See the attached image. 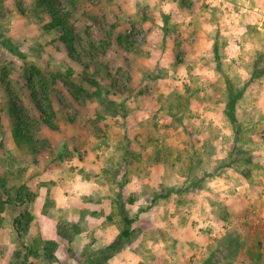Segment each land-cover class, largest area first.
<instances>
[{
    "label": "rangeland",
    "instance_id": "rangeland-1",
    "mask_svg": "<svg viewBox=\"0 0 264 264\" xmlns=\"http://www.w3.org/2000/svg\"><path fill=\"white\" fill-rule=\"evenodd\" d=\"M54 1L79 61L40 0H0V178L32 193L2 206L0 264H264V0Z\"/></svg>",
    "mask_w": 264,
    "mask_h": 264
},
{
    "label": "trees",
    "instance_id": "trees-1",
    "mask_svg": "<svg viewBox=\"0 0 264 264\" xmlns=\"http://www.w3.org/2000/svg\"><path fill=\"white\" fill-rule=\"evenodd\" d=\"M41 4L43 6V13L47 16L48 21L44 24V28L47 31H53L58 30L61 32V35L59 36V40L65 45L69 57L73 60L79 61L80 58L77 57V55L80 53L79 47L81 46L80 42L82 39L80 37H76V35L73 32V28L70 25V18L71 13L64 8L59 7L54 0H40ZM46 18V17H45ZM94 47V45H93ZM127 48V47H125ZM129 48V47H128ZM73 72V69H71L70 73ZM37 74V76L40 78V80L33 79ZM28 85L30 89L33 92V96L35 98L36 107L38 108V111L40 113V123L42 126L49 127L51 129H54V119H55V111L53 109L52 104V98L50 94V83L51 79L47 77L46 73H43L38 67L33 66L32 70L27 75ZM39 83L43 87V96L41 99L36 97L35 95V84ZM228 87H229V94H230V105L229 109L232 110L235 101L237 98L241 96L243 93V89L239 90V92L236 91L235 87L231 84L230 80H227ZM95 84V83H94ZM12 112L14 115L16 127L14 129V137L17 140H24L26 142H33V136L30 133L29 126L30 124L26 122L20 115V109L16 107V105L12 106ZM0 187L4 188V194L7 196L6 202H0V211L2 209V206L4 203H17V204H23L29 199L31 200L32 193L29 191V189L26 186H22L19 190L18 197L15 198L10 193L9 189L7 188L6 182L4 179L0 178ZM129 202L133 203L135 199L129 198ZM33 221V216L28 213L27 211L22 212L21 214L17 215L13 221V226L21 239L24 246L27 248L28 256L37 254L36 249L33 245H27L25 243V235H24V225L23 223H31ZM124 221L126 224V228L124 230V235L126 237H129L131 234V225L133 223V220L129 218L128 215L124 216ZM45 244L48 246H45L46 248L49 247V245L56 246V243L54 241H45ZM39 246V245H38ZM28 258V257H27ZM27 258L25 260H27Z\"/></svg>",
    "mask_w": 264,
    "mask_h": 264
},
{
    "label": "built area",
    "instance_id": "built-area-1",
    "mask_svg": "<svg viewBox=\"0 0 264 264\" xmlns=\"http://www.w3.org/2000/svg\"><path fill=\"white\" fill-rule=\"evenodd\" d=\"M208 1L213 3V4H217V5H221V4L227 5L226 4L227 0H208ZM263 217H264V212H263Z\"/></svg>",
    "mask_w": 264,
    "mask_h": 264
}]
</instances>
